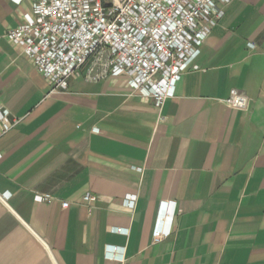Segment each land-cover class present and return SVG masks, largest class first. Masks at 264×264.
I'll list each match as a JSON object with an SVG mask.
<instances>
[{
	"label": "crops",
	"instance_id": "obj_1",
	"mask_svg": "<svg viewBox=\"0 0 264 264\" xmlns=\"http://www.w3.org/2000/svg\"><path fill=\"white\" fill-rule=\"evenodd\" d=\"M34 3L0 0V264H264V0L225 7L162 110L125 76L52 91L8 37Z\"/></svg>",
	"mask_w": 264,
	"mask_h": 264
},
{
	"label": "built area",
	"instance_id": "obj_2",
	"mask_svg": "<svg viewBox=\"0 0 264 264\" xmlns=\"http://www.w3.org/2000/svg\"><path fill=\"white\" fill-rule=\"evenodd\" d=\"M232 1L35 0L33 12L25 14L24 22L11 29L8 37L23 46L38 71L53 84L52 91L67 89L71 78L82 75L90 82L125 76L134 90L153 98L162 110ZM224 102L245 110L249 97L234 88ZM19 121L0 102V139ZM35 198L51 201L53 196L38 193ZM136 199L128 195L124 203L132 209ZM98 200L96 194L84 196L90 206ZM62 205L67 208L69 202ZM172 214L167 229L160 226L164 220L160 215L154 243L172 233Z\"/></svg>",
	"mask_w": 264,
	"mask_h": 264
}]
</instances>
